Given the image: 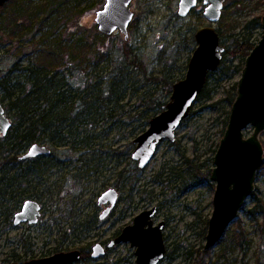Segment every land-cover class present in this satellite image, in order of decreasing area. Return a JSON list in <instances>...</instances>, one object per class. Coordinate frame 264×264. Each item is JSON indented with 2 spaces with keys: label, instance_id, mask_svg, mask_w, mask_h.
<instances>
[{
  "label": "rangeland",
  "instance_id": "obj_1",
  "mask_svg": "<svg viewBox=\"0 0 264 264\" xmlns=\"http://www.w3.org/2000/svg\"><path fill=\"white\" fill-rule=\"evenodd\" d=\"M12 1L0 11L3 74L15 60H23V66L35 64L46 58L45 52L53 51L61 43L65 50L57 62L63 67L75 68L78 59L96 60L92 58L102 57L97 56V51L104 47L108 52L100 66H105L107 71L128 63L137 54L149 75L161 76L168 71L170 78L167 79L177 82L186 77L196 49L194 34L205 26L221 31V44L226 53L219 68L208 74L204 92L177 129L176 141L159 144L147 168L140 169L131 157L136 147L134 141L143 133L135 122L111 119L96 131L98 134L106 130L100 145L82 151L69 149L67 145L51 147L54 164L44 176L42 197L34 198L42 205L39 220L32 225L15 226V215L9 221L1 217L0 264L78 249L84 254L73 264H137L136 248L130 242L108 248L101 258L93 259L90 253L97 243L105 242L107 246L119 231L133 224L139 213L153 206L158 209L154 223L166 221L167 253L159 264H263V216L258 221L248 212L255 207L253 197L220 243L215 248L204 246L214 209L216 185L211 180L214 157L229 122L232 87L237 86L247 59L241 42L249 32L256 44L262 37V25L251 31L249 22L264 16V0H226L222 18L215 24L203 14L202 2L189 16L181 17L179 0H133L130 7L135 18L128 27V37L119 30L109 35V39L95 21L97 11L103 9L106 0ZM5 22L24 24L30 34L22 38L16 32L12 39ZM137 67L131 66L129 71L132 68L136 71ZM105 70L98 71L107 75ZM91 71L89 68L87 76L78 67L72 73L71 84L87 85L89 78H97ZM143 82L135 84L142 86V94L146 95L145 89H148L156 98H162L166 91L162 83L146 85ZM132 83L130 80L129 84ZM141 102L135 95L129 108L140 107V111L144 108ZM253 128L245 129L246 137L252 136ZM260 140L264 148V131ZM259 172L254 194L264 203V168ZM109 188L118 189V202L113 213L102 220L98 198Z\"/></svg>",
  "mask_w": 264,
  "mask_h": 264
},
{
  "label": "water",
  "instance_id": "obj_2",
  "mask_svg": "<svg viewBox=\"0 0 264 264\" xmlns=\"http://www.w3.org/2000/svg\"><path fill=\"white\" fill-rule=\"evenodd\" d=\"M133 0H106L103 9L97 11L95 21L104 35L121 31L127 38L130 23L134 20V11L130 4ZM226 0H179L178 15L187 17L202 2L205 4L203 14L212 23L220 21ZM7 0H0V10ZM1 15V13H0ZM262 37L247 57L241 78L237 83L236 99L231 105L229 122L225 134L220 140L214 157L215 167L211 180L216 189L213 199V213L208 223L205 249L215 248L225 236L229 226L238 218L247 201L255 192L260 169L264 166V148L260 135L264 131V16ZM196 49L188 64V71L183 80L175 82L173 92L166 109L155 115L148 128L135 139L132 158L138 162L140 169L147 168L156 156L159 144L169 140L175 142L177 129L191 114L197 97L204 91L208 74L216 71L224 59L226 48L221 44L218 31L212 26L199 28L194 34ZM253 126L252 136H245V129ZM12 127V121L0 102V134L6 136ZM31 153V154H30ZM52 150L44 144L35 143L28 148L24 158L50 156ZM117 189H107L99 198L100 205L110 206L100 216L101 219L111 212L118 201ZM41 204L36 200H26L15 214L13 224L32 225L37 223ZM157 213L155 206L142 211L133 219V224L125 226L118 236L111 240L109 247L120 243H131L135 247L137 264H159L165 257L163 220L154 224ZM92 258L105 256L102 244L93 247ZM81 258L80 251L56 253L44 259L26 261L24 264H73ZM10 264H20L12 261Z\"/></svg>",
  "mask_w": 264,
  "mask_h": 264
},
{
  "label": "trees",
  "instance_id": "obj_3",
  "mask_svg": "<svg viewBox=\"0 0 264 264\" xmlns=\"http://www.w3.org/2000/svg\"><path fill=\"white\" fill-rule=\"evenodd\" d=\"M12 2L7 0L1 9L5 10ZM261 19L258 17L249 22L252 24L251 31L258 24L262 25ZM4 26L9 30V37L12 39L17 33H20L22 38L30 34L24 24L5 22ZM218 33L220 35L221 31ZM252 35L249 32L248 37L241 42L246 57L257 45L251 41ZM109 37L107 36V39ZM64 50L60 43L54 46L53 51L45 52L46 58H41L35 64L23 66V60L17 59L6 74L0 69V102L12 121L11 131L5 137L0 135V204L3 205L2 216L6 221L16 214L23 201L42 197L40 189L45 183L44 176L48 173L47 169L54 164L51 156L24 158L31 145L40 143L49 149L67 145L75 151L92 148L94 145H100L105 135L106 130L103 129L97 134V129L111 119L130 121L132 124L135 122L136 128L144 132L149 126V121L166 109L173 92L175 82L167 79L170 73L164 71L161 76L149 75L137 54L129 55L131 58L128 57V63L111 67L107 71L105 66H100L108 52L104 47L97 51V56L102 57L92 58L96 60L78 59L75 68L63 67L62 63L57 62L61 60L59 55L63 54ZM1 54L0 41V60ZM131 66H138L135 69L137 72L133 68L129 71ZM78 67L85 70L87 76L89 68L92 69V76L97 78H89L87 85L73 86L71 76ZM99 69L100 72L107 71V75L100 74ZM16 72L17 74L12 76ZM130 80L132 85L129 84ZM141 81L146 85L162 83L164 91L166 90L162 98H156L148 89H145L146 95L142 94V86L135 85ZM236 87H232L234 92L229 98L230 104L236 99ZM135 95L137 100L142 101L141 107L144 105L140 111V107L129 108ZM51 150L53 153V149ZM263 168L264 166L260 171ZM254 193L252 197L255 207L248 212L258 221L260 216H263L261 225L264 227V203L257 200Z\"/></svg>",
  "mask_w": 264,
  "mask_h": 264
},
{
  "label": "flooded vegetation",
  "instance_id": "obj_4",
  "mask_svg": "<svg viewBox=\"0 0 264 264\" xmlns=\"http://www.w3.org/2000/svg\"><path fill=\"white\" fill-rule=\"evenodd\" d=\"M11 128H12V127H11ZM11 128H10V129H11ZM10 131H11V130H10ZM10 131H9V132H10ZM9 132H8V133H9ZM8 133H7V134H8ZM7 134H6V135H7ZM0 135H1V134H0ZM2 136H3V135H2ZM3 137H5V136H3ZM26 153H27V152H26ZM51 155H52V153L50 154V156H51ZM50 156H45V157H46V158H49ZM137 165H138V162H137ZM1 175H2V173H1V169H0V178H1ZM109 189H110V188H109ZM113 189H114V188H113ZM0 190H1V188H0ZM106 190H107V189H106ZM117 190H118V189H117ZM118 193H119V191H118ZM117 202H118V201H117ZM116 204H117V203H116ZM109 206H110V203H107L106 205H100V204H99V207H100L99 209H100V210H103V213H104L105 210H106ZM115 206H116V205H115ZM21 208H22V207H21ZM114 208H115V207H114ZM114 208H112V209L110 210L111 212H110L106 217H108L110 214L113 213V209H114ZM156 208H157V207H156ZM3 211H4L3 205L0 204V217H3V216H2ZM103 213H102V214H103ZM157 213H158V209H157ZM157 213H156V214H157ZM102 214H101V215H102ZM154 217H155V216H154ZM154 217H153V218H154ZM100 219H101V217H100ZM104 219H106V218H104ZM104 219H102V220H104ZM165 222H166V221H165ZM154 224H155V223H154ZM155 225H156V224H155ZM165 225H166V224H165ZM164 231H165V230H164ZM120 233H121V232H120ZM117 236H118V234H117ZM117 236H116V237H117ZM116 237H115V238H116ZM115 238H114V239H115ZM112 240H113V239H112ZM98 242H99V241H98ZM109 242H110V241H109ZM109 242H108V245H107V246H106V243H105V242H100V244H102V246L104 247L105 255H106L107 249L113 247V246H112V247H109V244H110ZM95 244H96V243H95ZM114 246H115V245H114ZM78 250L80 251V255L83 256V254H84L83 250H81V249H78ZM92 250H93V247H92ZM71 251H72V250L54 251V253H52V254L44 255V257H50V256H53V255L56 254V253H65V252H71ZM73 251H74V250H73ZM87 253L89 254L88 251H87ZM91 254H92V252L90 253V255H91ZM91 256H92V255H91ZM44 257H37L36 259H44ZM103 257H104V256H103ZM81 258H82V257H81ZM30 260H32V259H30ZM26 261H28V260H25V261H23V262H22V261H16V262H19L20 264H24Z\"/></svg>",
  "mask_w": 264,
  "mask_h": 264
},
{
  "label": "bare ground",
  "instance_id": "obj_5",
  "mask_svg": "<svg viewBox=\"0 0 264 264\" xmlns=\"http://www.w3.org/2000/svg\"><path fill=\"white\" fill-rule=\"evenodd\" d=\"M82 257V256H81Z\"/></svg>",
  "mask_w": 264,
  "mask_h": 264
},
{
  "label": "snow or ice",
  "instance_id": "obj_6",
  "mask_svg": "<svg viewBox=\"0 0 264 264\" xmlns=\"http://www.w3.org/2000/svg\"><path fill=\"white\" fill-rule=\"evenodd\" d=\"M31 154V153H30Z\"/></svg>",
  "mask_w": 264,
  "mask_h": 264
}]
</instances>
